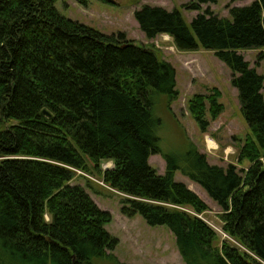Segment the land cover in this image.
I'll return each mask as SVG.
<instances>
[{"label": "trees", "instance_id": "obj_1", "mask_svg": "<svg viewBox=\"0 0 264 264\" xmlns=\"http://www.w3.org/2000/svg\"><path fill=\"white\" fill-rule=\"evenodd\" d=\"M113 3L112 0H100ZM236 1V0H231ZM55 0H0V264L116 262L111 222L76 171H94L120 194V213L165 226L183 264H264V79L239 50L264 60V0L208 9L186 25L181 12L142 5L133 13L145 38L167 35L179 51H213L231 71L249 135L233 164H209L192 144L180 154L160 146L159 97L175 100V71L150 47L62 16ZM196 0L183 5L200 11ZM218 92L194 94L187 109L201 132L222 111ZM161 155L165 172L149 165ZM110 161L111 168L101 169ZM179 171L220 208L221 232L198 215L207 204ZM48 239V240H47Z\"/></svg>", "mask_w": 264, "mask_h": 264}, {"label": "rangeland", "instance_id": "obj_2", "mask_svg": "<svg viewBox=\"0 0 264 264\" xmlns=\"http://www.w3.org/2000/svg\"><path fill=\"white\" fill-rule=\"evenodd\" d=\"M105 3L100 0H55L54 8L64 17L90 26L104 34L121 32L126 39L135 44L150 47L158 58L172 65L175 71V100L168 101L159 97L154 106V113L161 120L159 129L160 146L163 152L180 154L187 145L192 144L206 155L209 164L226 167L233 164L238 170L246 169L248 163L237 162L239 147L249 135V129L241 112L236 89L231 85V71L219 61L213 51L198 47L194 51H179L167 35H156L153 39L145 38L133 18L135 10L142 5L160 6L168 11L178 9L186 23L198 13L208 9L210 12L231 20L229 9L245 6L253 0H217L216 3L201 4L200 11L187 10L185 4L196 0H112ZM250 67L264 79V60L258 61V49L239 50ZM217 90V101L222 105L221 113L215 118L208 114L209 124L201 132L188 112L187 102L197 93H210ZM148 163L159 174L165 172V161L161 155L154 154ZM110 161L101 162V169L111 168ZM176 181L183 182L197 194L208 206L200 215L217 234V242L225 238L220 229V208L194 182L179 171L174 173ZM70 184L83 186L95 204L111 216L106 231L117 239V245L110 251L116 262L99 259L93 264H183L175 246L174 237L165 226H149L139 216L127 218L120 213V194L105 186L100 177L92 170L88 173L76 171Z\"/></svg>", "mask_w": 264, "mask_h": 264}, {"label": "water", "instance_id": "obj_3", "mask_svg": "<svg viewBox=\"0 0 264 264\" xmlns=\"http://www.w3.org/2000/svg\"><path fill=\"white\" fill-rule=\"evenodd\" d=\"M48 240V239H47Z\"/></svg>", "mask_w": 264, "mask_h": 264}]
</instances>
